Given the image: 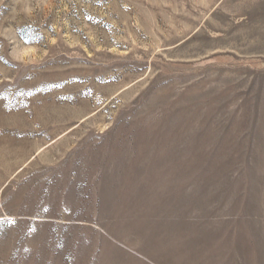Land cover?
<instances>
[{"label": "rangeland", "instance_id": "obj_1", "mask_svg": "<svg viewBox=\"0 0 264 264\" xmlns=\"http://www.w3.org/2000/svg\"><path fill=\"white\" fill-rule=\"evenodd\" d=\"M0 264H264V0H0Z\"/></svg>", "mask_w": 264, "mask_h": 264}]
</instances>
